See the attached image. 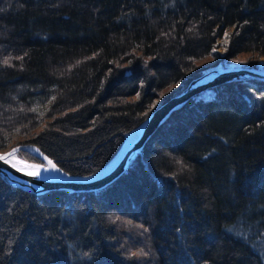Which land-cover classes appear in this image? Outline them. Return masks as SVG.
<instances>
[{"label": "trees", "instance_id": "16d2710c", "mask_svg": "<svg viewBox=\"0 0 264 264\" xmlns=\"http://www.w3.org/2000/svg\"><path fill=\"white\" fill-rule=\"evenodd\" d=\"M225 33L226 56L255 66L264 0H0V151L31 144L64 172L97 173L156 98L216 64ZM211 90L102 189L0 178V264H264V81Z\"/></svg>", "mask_w": 264, "mask_h": 264}, {"label": "water", "instance_id": "95a60500", "mask_svg": "<svg viewBox=\"0 0 264 264\" xmlns=\"http://www.w3.org/2000/svg\"><path fill=\"white\" fill-rule=\"evenodd\" d=\"M255 79L264 81L263 67L219 65L203 70L199 75L192 78L179 93L152 109L133 130H131L130 136L133 135L129 138L128 142L125 143V145L123 142L118 152L108 164L94 175L83 176L64 172L36 146L22 144L8 150H15L14 153L18 150H28L41 158L44 162L51 160L56 165L57 171L55 170L49 173L42 170L33 171L19 169L12 165L9 160L5 159L7 150L0 151V157H3V159H0V178L15 187L29 190L37 194H42L51 190H66L79 193L102 189L116 180L129 168L153 132L176 108L182 106L195 94L222 83ZM31 172H36L37 174L29 175Z\"/></svg>", "mask_w": 264, "mask_h": 264}, {"label": "rangeland", "instance_id": "374dc122", "mask_svg": "<svg viewBox=\"0 0 264 264\" xmlns=\"http://www.w3.org/2000/svg\"><path fill=\"white\" fill-rule=\"evenodd\" d=\"M225 34H224V36H222V38H217V40H215V42L213 43V46H212L210 53H209L210 55L207 56L208 61H211V62L215 61L216 64L214 66H219V65H221V66H229V65L243 66V65H245V63L248 62V59H251L250 54H248V53H240L239 55H236L233 58L226 56L227 55L226 45L228 43V37ZM254 58L255 57H252L251 60H253ZM204 62H205V60L203 61V63ZM255 66H260V67L264 68V56H258V58H256V65ZM211 67H213V66H211ZM207 68H210V67H207ZM207 68H205V69H207ZM205 69H203V70H205ZM207 95H210V93L206 94L205 96H207ZM160 102H161L160 99L156 98L154 100V102L152 103L151 109L156 108L160 104ZM129 138H130V132H128L125 135V139L123 141L124 145L126 143L125 141H127ZM17 145H22V144L20 143V144L13 145L12 148L17 146Z\"/></svg>", "mask_w": 264, "mask_h": 264}, {"label": "bare ground", "instance_id": "6f19581e", "mask_svg": "<svg viewBox=\"0 0 264 264\" xmlns=\"http://www.w3.org/2000/svg\"><path fill=\"white\" fill-rule=\"evenodd\" d=\"M188 84V83H187ZM186 84V85H187ZM212 88V87H211ZM211 88H209L208 90H202V91H200V92H198L197 94H195L192 98H190V99H193L194 97H196V96H201V97H204L206 94H208V93H211L212 92V90H211ZM180 92V91H179ZM179 92H177V93H179ZM177 93H175V94H177ZM174 94V95H175ZM173 96V95H172ZM172 96H170V97H172ZM169 97V98H170ZM168 98V99H169ZM189 99V100H190ZM167 100V99H166ZM189 100H187L184 104H186ZM161 102L160 103H162V102H164L165 100H160ZM183 104V105H184ZM181 107V106H180ZM179 107V108H180ZM179 108H176L174 111H176L177 109H179ZM152 110V109H151ZM150 110V111H151ZM149 111V112H150ZM173 111V112H174ZM148 112V113H149ZM147 113V114H148ZM146 114V115H147ZM169 117V116H168ZM167 117V118H168ZM166 118V119H167ZM142 120V119H141ZM133 130V129H132ZM129 132H131V131H129ZM133 135V134H132ZM131 135V136H132ZM131 136H130V138H131ZM129 140V139H128ZM128 140L126 141V143L128 142ZM118 152V151H117ZM116 152V153H117ZM115 153V154H116ZM121 153V152H120ZM119 153V154H120ZM114 154V155H115ZM5 159L6 160H9L10 161V163L12 164V165H14L15 167H17V168H19V169H23V170H33V171H40V170H42V171H45V172H49V173H51V172H54L55 170L57 171V169L56 168H52L51 167V165H49L48 164V161L47 162H44L43 160V163H36V162H28V161H26V160H24V159H21L20 157H18L17 156V154L16 153H14V151L13 150H8L6 153H5ZM114 157V156H113ZM112 157V158H113ZM111 158V159H112ZM110 161V160H109ZM108 161V162H109ZM108 162L104 165V166H106L107 164H108ZM39 165H43V167H37V166H39ZM98 173V172H97ZM94 174H96V173H94ZM94 174H91V175H94ZM91 175H84V176H91ZM72 193H77V192H72Z\"/></svg>", "mask_w": 264, "mask_h": 264}, {"label": "snow or ice", "instance_id": "6c2138e0", "mask_svg": "<svg viewBox=\"0 0 264 264\" xmlns=\"http://www.w3.org/2000/svg\"><path fill=\"white\" fill-rule=\"evenodd\" d=\"M225 35L227 36V33ZM5 63H7V61H5ZM13 151H15V150H13ZM0 159H3V157H0ZM48 164L51 165L52 168H56V165L51 160H48ZM37 167H43V165H39ZM36 174H37L36 172L29 173V175H36Z\"/></svg>", "mask_w": 264, "mask_h": 264}, {"label": "clouds", "instance_id": "9594fccd", "mask_svg": "<svg viewBox=\"0 0 264 264\" xmlns=\"http://www.w3.org/2000/svg\"><path fill=\"white\" fill-rule=\"evenodd\" d=\"M136 254L139 255V256H147L148 255V253L147 252H144L143 250L139 251Z\"/></svg>", "mask_w": 264, "mask_h": 264}]
</instances>
